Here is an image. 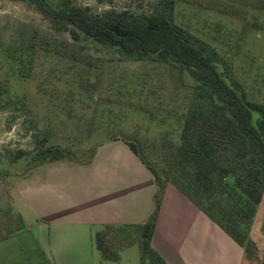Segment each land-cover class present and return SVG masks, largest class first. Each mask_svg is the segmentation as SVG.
I'll use <instances>...</instances> for the list:
<instances>
[{
	"label": "rangeland",
	"instance_id": "rangeland-1",
	"mask_svg": "<svg viewBox=\"0 0 264 264\" xmlns=\"http://www.w3.org/2000/svg\"><path fill=\"white\" fill-rule=\"evenodd\" d=\"M70 1L93 15L110 10L150 15L168 14L171 0ZM172 1L173 23L233 55L234 79L250 100L264 102V0H200L203 7ZM194 85L179 66L128 60L91 41H74L34 10L0 0V235L12 215L14 188L26 172L36 176L71 164L34 162L44 147L71 149L87 159L97 144L123 135L160 162L157 147L163 137L178 141ZM19 151L24 156L15 160ZM246 259L264 264V254L252 245Z\"/></svg>",
	"mask_w": 264,
	"mask_h": 264
},
{
	"label": "trees",
	"instance_id": "trees-1",
	"mask_svg": "<svg viewBox=\"0 0 264 264\" xmlns=\"http://www.w3.org/2000/svg\"><path fill=\"white\" fill-rule=\"evenodd\" d=\"M10 1L34 10L53 30L67 32L74 41H91L128 60L179 66L195 83L180 119L178 141L163 137L157 147L160 162L148 159L138 140L123 135L97 144L87 159H79L71 149L56 146L44 147L37 160L33 159L45 166L50 164L44 163L47 160H68L70 165L88 166L100 144L121 140L152 174L156 191L148 220L142 225H105L93 233L92 241L101 260L118 262L120 252L136 244L140 264H165L150 243L168 185L174 186L246 251L252 245L249 231L264 191V102L250 100L234 79L233 55L212 49L174 24L172 0L168 14L150 15L114 10L93 15L89 8L74 5L70 0ZM181 1L203 7L200 0ZM252 27L261 30L257 25ZM23 156L19 151L15 160ZM10 209L12 215L8 216L9 224L0 241L25 228L22 218Z\"/></svg>",
	"mask_w": 264,
	"mask_h": 264
},
{
	"label": "crops",
	"instance_id": "crops-1",
	"mask_svg": "<svg viewBox=\"0 0 264 264\" xmlns=\"http://www.w3.org/2000/svg\"><path fill=\"white\" fill-rule=\"evenodd\" d=\"M154 178L121 140L96 148L88 166L47 168L17 183L11 207L25 228L0 241V264H140L135 244L118 262L102 261L93 233L105 225H142L154 209ZM264 254V191L249 231ZM165 264H250L230 239L168 185L151 238Z\"/></svg>",
	"mask_w": 264,
	"mask_h": 264
}]
</instances>
